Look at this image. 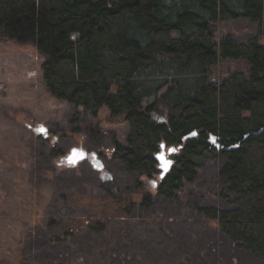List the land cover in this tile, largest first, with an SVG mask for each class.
Wrapping results in <instances>:
<instances>
[{
    "label": "trees",
    "instance_id": "trees-1",
    "mask_svg": "<svg viewBox=\"0 0 264 264\" xmlns=\"http://www.w3.org/2000/svg\"><path fill=\"white\" fill-rule=\"evenodd\" d=\"M239 19L258 35L216 40L217 23ZM260 37L264 0H0V39L41 52L53 97L91 118L107 107L127 124L125 142H112L122 176L99 179L91 166L88 183L65 168L77 182L54 187L22 250L38 264H264ZM222 59L249 68L213 79ZM162 104L167 116L156 121ZM46 151L51 160L64 153ZM200 181L210 189L195 197ZM160 201L168 218L154 214Z\"/></svg>",
    "mask_w": 264,
    "mask_h": 264
},
{
    "label": "rangeland",
    "instance_id": "rangeland-1",
    "mask_svg": "<svg viewBox=\"0 0 264 264\" xmlns=\"http://www.w3.org/2000/svg\"><path fill=\"white\" fill-rule=\"evenodd\" d=\"M215 31L217 41L229 33L240 39L258 35L257 24L247 19L219 22ZM260 42L264 43L263 37ZM43 61V55L33 44L0 39V264H38L40 257L29 248L23 251L19 243L49 210L54 187L77 182L71 174L64 173L65 168L73 167L74 174L88 183L96 174L90 172L91 166L98 171L99 179L123 174L120 163L113 159L112 142L115 138L119 143L125 142L124 119L111 118L107 107L91 118L82 108L53 97L44 82ZM248 68L243 59H222L213 67L212 77L221 79L230 72ZM166 116L163 104L153 113L156 121L165 120ZM41 128L47 130L46 134L38 131ZM89 128L98 129L100 135L92 138ZM52 146L62 147L63 155L49 159L46 150ZM73 149L85 152L87 158L70 163ZM54 169L64 171L58 175L52 172ZM201 185V191L194 189L195 197L210 189L203 181L198 183ZM209 195H213L211 191ZM154 214L168 218L165 203L160 201ZM167 218V228L177 237L183 236Z\"/></svg>",
    "mask_w": 264,
    "mask_h": 264
},
{
    "label": "snow or ice",
    "instance_id": "snow-or-ice-1",
    "mask_svg": "<svg viewBox=\"0 0 264 264\" xmlns=\"http://www.w3.org/2000/svg\"><path fill=\"white\" fill-rule=\"evenodd\" d=\"M38 131H40L42 134H46V129H43V128H41V129H39ZM193 135H195V133H193ZM165 145L164 144H161L160 145V153H159V155H158V157H157V159L161 162V168L166 172L167 170H168V168L171 166V163H172V161L171 160H168V159H166V156H165V153H164V149H165ZM169 151V153H173V152H175L176 150L175 149H169L168 150ZM74 152H75V150H74ZM80 155L81 156H83L84 154L83 153H80Z\"/></svg>",
    "mask_w": 264,
    "mask_h": 264
},
{
    "label": "water",
    "instance_id": "water-1",
    "mask_svg": "<svg viewBox=\"0 0 264 264\" xmlns=\"http://www.w3.org/2000/svg\"><path fill=\"white\" fill-rule=\"evenodd\" d=\"M74 150H75V152H74ZM80 153H83L84 155L81 156ZM85 158H87V154L85 152H82L78 149H73L68 160L72 164H77L79 161H81L82 159H85Z\"/></svg>",
    "mask_w": 264,
    "mask_h": 264
}]
</instances>
